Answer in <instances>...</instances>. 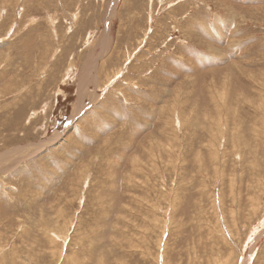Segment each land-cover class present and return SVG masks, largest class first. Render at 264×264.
I'll return each mask as SVG.
<instances>
[{
	"label": "rangeland",
	"instance_id": "374dc122",
	"mask_svg": "<svg viewBox=\"0 0 264 264\" xmlns=\"http://www.w3.org/2000/svg\"><path fill=\"white\" fill-rule=\"evenodd\" d=\"M0 163L10 263L264 264V0H0Z\"/></svg>",
	"mask_w": 264,
	"mask_h": 264
},
{
	"label": "bare ground",
	"instance_id": "6f19581e",
	"mask_svg": "<svg viewBox=\"0 0 264 264\" xmlns=\"http://www.w3.org/2000/svg\"><path fill=\"white\" fill-rule=\"evenodd\" d=\"M72 40V39H71ZM84 69V68H83ZM83 85V84H82ZM4 125V124H3ZM5 127V126H4ZM4 152V151H3ZM0 165H1V163H0ZM4 166V165H3ZM1 167V166H0ZM6 167H8V166H6ZM2 171V170H1ZM77 218V217H76ZM51 219V218H50ZM53 219H54V217H53ZM5 220V219H4ZM2 222H4V221H2ZM6 222V221H5ZM3 224V223H2ZM44 224H46V225H49V222H44ZM50 229V228H49ZM52 231H54V230H47V229H45V233L47 234V237L49 236L50 238H49V241L50 242H53L55 239L57 240V238H55L54 237V235H52V233H50V232H52ZM4 233V232H3ZM56 233V232H55ZM226 233V232H225ZM164 235V234H163ZM56 236H57V234H56ZM165 236V235H164ZM2 235L0 236V239L2 240ZM5 240H7V239H5ZM57 242V241H56ZM0 248L2 249V251L1 252H3L2 254H0V260H1V264H18V261L17 260H15V259H13V261H12V263H10V255H11V253H16V255L18 256V257H20V256H22L21 255V253L22 252H18V251H16V252H14V251H9V252H6V243H0ZM52 252V251H51ZM46 253V252H45ZM64 253V252H63ZM66 255V254H65ZM68 260V262H70V264H79L78 262H74V261H72L71 259L69 260V257L68 256H66V261ZM100 264V263H99Z\"/></svg>",
	"mask_w": 264,
	"mask_h": 264
}]
</instances>
